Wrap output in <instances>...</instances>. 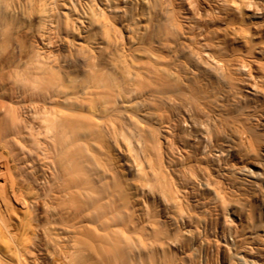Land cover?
<instances>
[{
  "label": "bare ground",
  "instance_id": "bare-ground-1",
  "mask_svg": "<svg viewBox=\"0 0 264 264\" xmlns=\"http://www.w3.org/2000/svg\"><path fill=\"white\" fill-rule=\"evenodd\" d=\"M217 1L0 0V264L264 257V8Z\"/></svg>",
  "mask_w": 264,
  "mask_h": 264
},
{
  "label": "rangeland",
  "instance_id": "rangeland-1",
  "mask_svg": "<svg viewBox=\"0 0 264 264\" xmlns=\"http://www.w3.org/2000/svg\"><path fill=\"white\" fill-rule=\"evenodd\" d=\"M199 1L201 4L200 10L202 11L207 10V9L216 8L218 4L217 0H199ZM239 3H241V5L243 6L242 11L246 17L254 19V18H259L262 15V10H263L262 8H264V0H238L237 3H233L230 6L234 8ZM249 4H252V5L249 6ZM256 8H261L262 10L258 11L259 13H256L258 15L252 17L253 11H256ZM232 12L238 15V12L235 11L234 9L232 10ZM228 40L230 43L233 44L232 36L230 38L228 37ZM141 58H142L141 60L140 59L138 60H140L139 63H142V61L144 62L143 63L144 67L142 68L144 69L146 66L145 65L146 58L145 57H141ZM262 62L264 63V58L262 59ZM143 64H140V65L143 66ZM145 84H147L146 86L153 85L151 81L146 82ZM261 145L264 146V141L261 143ZM240 155H243V153L240 152ZM255 168H256L255 169L256 171L263 172L262 174L260 173L262 177L261 176L258 177L257 180L262 183V186L264 188V169L262 171V170H259L258 167H255ZM211 189L206 190L205 195H209V193L213 192L214 189L213 190ZM224 191L227 192V194L226 193L225 194L227 195L228 198H230L229 200L231 201V205H230L231 209H228L226 212L227 214L226 215L227 217V224H226L227 228L226 229L234 230L237 226L241 224L248 226L247 213L244 210V207L245 206L247 207L248 201L255 202L259 198V192L256 190L254 191V189L245 188V184L238 186V188L235 191H230V189L228 188ZM232 210H234V212ZM262 210H263L262 212L264 216V208H262ZM191 228L193 227L180 226V229H179L181 236L183 238L190 239V241L195 238L194 235L188 231V229H191ZM200 238H201V235H199L198 244L195 245L194 249H191L188 247L189 248L188 251L190 252L192 251V255L194 253L193 259L195 260L197 264H229V262H231V264H245L246 263L244 262L245 260H248L250 262H252L253 260H256L258 262L264 263L263 254H260L259 251H257L258 249H256V246H254L253 249L250 248L249 245H242L239 247H234L231 244L232 239H233L232 236H229L228 238H226L228 239V242L230 243H227L223 240L222 243H219L218 245H210L206 241L201 242ZM225 250L228 254V258L226 260L223 257Z\"/></svg>",
  "mask_w": 264,
  "mask_h": 264
}]
</instances>
